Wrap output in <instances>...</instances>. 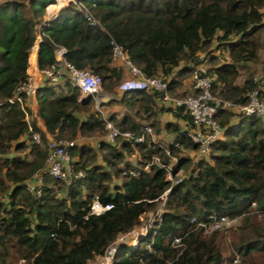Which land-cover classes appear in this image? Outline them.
<instances>
[{"label": "trees", "instance_id": "16d2710c", "mask_svg": "<svg viewBox=\"0 0 264 264\" xmlns=\"http://www.w3.org/2000/svg\"><path fill=\"white\" fill-rule=\"evenodd\" d=\"M83 2L96 24L83 13L70 11L72 3L46 22L47 9L55 0L0 1V195L4 197L0 200V264H12V250L26 264H90L103 258L108 246L121 236L140 226L142 215L163 200L169 186L166 170L153 162L155 156L170 161L163 148L149 136L142 142L119 136V146L116 141H100L102 164L96 163L92 147L76 143L72 158L76 170L84 172L80 180L69 184L47 175L40 196L28 189L27 181L46 167L49 140L36 119L29 124L22 106L10 100L28 77L30 54L38 38L40 70L55 62L54 50L63 46L68 62L101 76L102 87L114 94L122 81V72L114 65V45L121 46L146 77L161 74L173 93L180 79L201 62L200 55L213 52L215 42L214 49L227 51L231 61L208 67L214 77L213 93L244 103L247 92L256 87L253 78L240 86L236 79L241 62L258 58L264 34V0ZM215 60L211 54L209 61ZM62 82L45 83L37 91L38 117L46 130L56 139L104 134L106 120L91 110L93 99L89 104L80 103V88L67 78ZM157 100L164 101L157 91H134L126 92L119 102L132 110L142 108L148 114L145 120L153 121ZM172 111L190 127L183 108ZM235 118L220 121L225 135L213 144L208 158L193 162L191 173L168 193L156 225L137 246L120 244L111 264H228L215 241L216 231L207 237L196 227L211 214L246 216L233 249L245 264L252 263L253 255H264V236L247 216L253 205L264 210V123L254 117ZM109 120L136 135L146 126L155 127L154 122L142 126L130 115L121 120L111 115ZM166 128L178 132L179 146H170L178 155L176 176L191 160L178 154L179 147L195 150L196 145L178 124L168 123ZM34 132L41 134L39 143L32 139ZM135 150L139 157L137 164H132L129 158ZM115 178L121 183L114 182ZM95 197L113 208L100 215L90 214ZM178 238L182 242L179 247L175 245Z\"/></svg>", "mask_w": 264, "mask_h": 264}, {"label": "built area", "instance_id": "2783aa9c", "mask_svg": "<svg viewBox=\"0 0 264 264\" xmlns=\"http://www.w3.org/2000/svg\"><path fill=\"white\" fill-rule=\"evenodd\" d=\"M55 2L58 5H66L63 6V8L72 3L73 6L70 11L83 13L92 24L97 23L83 0H55ZM66 52L67 49L65 47L56 46L54 50L55 62L51 66L40 70L39 79L28 72L27 79L17 87L14 97L10 100L11 102H18L22 106L29 124L31 123L32 117L28 111V99L36 96L38 89L45 85V83L57 85L61 83L64 78L69 79L73 85L79 87L81 90V95L78 99L79 101L88 96L92 97V99H96L101 91L103 83L102 77L89 70L77 68L68 62L65 58ZM118 59L125 61L132 73L131 78L126 79L119 84V90L125 93L134 91H157L161 94L162 99L165 102L170 103L174 108H183L191 120L190 127L185 129L184 134L196 145V156H199L201 159L208 157L212 151L213 144L219 139H222L225 135V131L219 122V115L221 113L231 111L238 117H254L264 123L263 75H255L253 77L256 87L247 92V98L244 103L235 102L213 93L214 77L207 70V57L205 55H200L201 62L190 74L192 92L184 97H173L169 90V82L163 76L158 75L146 77L142 71L129 60L122 47L114 45L113 60L117 61ZM105 120L108 133L106 138L109 142H114L119 136H123L130 141L134 140L142 142L145 140V137L152 135L153 128L151 126L144 127L141 134L136 135L130 131H122L111 121H108L107 119ZM30 130H32L31 127ZM32 139L39 143L41 141V134L39 132H34L32 134ZM76 143L77 141L74 139H56L55 137H51L48 141L46 167L37 172L27 181L28 189L40 196L42 193L41 186L47 175L69 184L83 178V170H76L73 165L72 150ZM177 145L179 146V142ZM163 149L169 156H171V151L166 150L164 147ZM171 157L176 159L173 156ZM153 162L167 172L169 186L161 196L163 199V205H165L168 193L182 179L179 178L174 180L176 177L174 176V170L177 165L167 163L159 156H155ZM180 170L181 169H179V171ZM179 171L177 176L180 174ZM113 206V204L104 205L98 197H95L91 205L90 214H103L112 209ZM163 211L164 210L159 213V218H161ZM149 212L150 211L143 215L149 214ZM234 220L235 218H230L228 216L218 217L211 214L208 220L197 222L196 227L201 228L204 233L214 232L219 229L228 228ZM193 221L195 220L192 219V222ZM134 231H136V229ZM144 232L148 233L147 230ZM137 234L139 235L138 230ZM142 237L140 236L136 238V242L134 241L135 244L139 242L137 240H140ZM115 243H118V241L116 240L108 246L104 253L103 257L106 264H111L109 256H114L118 250L114 245ZM131 244L132 247L137 246L133 243ZM175 245L178 247L182 245L181 238H178L175 241Z\"/></svg>", "mask_w": 264, "mask_h": 264}, {"label": "rangeland", "instance_id": "374dc122", "mask_svg": "<svg viewBox=\"0 0 264 264\" xmlns=\"http://www.w3.org/2000/svg\"><path fill=\"white\" fill-rule=\"evenodd\" d=\"M63 6H66V5H63ZM63 6L59 5L57 9H61ZM38 40H39V38H38ZM260 42H261L262 46L260 47L257 60L250 62L248 69L245 70L244 69L245 67H244V68H240L238 70V77L236 79V81L238 83H240L244 77H246V79H247V78H253L255 75H263L264 76V70H263L264 65L262 66V64L264 63V44H263L264 43V34L263 33L261 34ZM203 55H205L207 57V60H208V62L206 64L207 67H210V66L220 62L219 60H215L213 62H210L209 61L210 55L208 53H205ZM122 81H124V79ZM237 82H236V84H237ZM237 85L240 86V84H237ZM191 92H192L191 78H190V74H188V75H185V77H183L182 80L180 79L179 87L176 88V90H174V92L171 95L173 97H184V96L190 94ZM114 99H115V96L113 98L112 95L107 94V91L105 90V88L102 87V89L99 92V94L97 95L96 99H93V104L91 106V110L100 112L102 114L103 118L107 119L108 121H110L109 118L111 115H115L116 118H118V120H121L123 118V115H130L132 117V119H134V121H136L138 124H141L142 126L147 125V123L150 124V122H154L155 127L153 128L152 135H149V137L151 138V140L154 143H156L160 147H162V148L164 147L166 150L171 151V149H170V145H171L170 142H171V136H172V135L170 136L171 133H168L167 131L160 129L158 124H156L157 121L155 119H153V121L144 120L145 115L140 114V112L142 111V108L138 109V110H137V108L136 109L134 108L132 110V108L128 107L126 104H124L125 107H122V106H120L122 103L120 104L119 101L117 103H115V102H113ZM235 117H236L235 115L231 114V111L224 112L221 115V117H219V122L220 121H226V120L228 122H231V121H233V119ZM112 123L116 126L115 122H112ZM107 134L108 133H107V129H106V132L104 134L101 133V134H96L93 136H85V137L91 138V139H94V138L95 139H97V138L101 139V138H106ZM76 141H77V139H76ZM115 141H116L117 145L119 146L121 139H118ZM175 146H178V145L176 144V145H174V147ZM180 148L181 147H179L178 154L185 157V158L188 155L187 153L191 152V151H189L191 149H185L184 147H182L181 149ZM164 152H165V150H164ZM170 153H171V156L175 157L178 160V155L173 154L172 152H170ZM171 156H170L171 162H173V158ZM138 157H139V151L135 150L130 155L129 159H130L132 164H137ZM193 162H195V161L190 160L188 167H187V165H185V166H183V168H180L181 169L180 171L177 169L180 174L177 176V173H178V171H177L176 177L174 178V180H177L179 178L183 179L187 174H190L191 171L194 169L195 164ZM115 179H120V178H115ZM2 199H4V197L2 195H0V200H2ZM162 201L163 200L158 202L157 206L155 208H153L152 210H150L149 214L143 215L141 217V225L136 228V231H133V232H130L126 235L121 236L117 240L118 243H115L114 245L117 248L122 243H128L130 246H132L131 243H133L134 245H138L137 243H139V242H137L135 244L136 238H138L140 236L141 237L145 236L147 233H145L144 231L147 230V232H148L151 228H153L156 225L157 220L159 219V213H161V211L165 209V205H163ZM247 216L250 217L252 225L254 226L255 229L259 230V234L261 235V237H263L264 236V210L263 211L256 210V206L253 205L251 207L250 214ZM245 217L246 216L237 217L232 222L231 226H229L226 229H219L216 231L217 239L215 238V241H217V244L219 245L223 255L227 258L228 264H245V263H243L241 257H239L238 254L234 251L233 245H232L233 242L240 235L241 227L244 224V218ZM137 230L139 231V235L137 234ZM260 230H261V232H260ZM203 235L207 236V237H211V235H213V232H206ZM137 241H140V240H137ZM109 257H110V260L112 262L113 256H109ZM11 260H12V264H26L25 260L22 259L19 256V254L17 252H14L13 250H12ZM229 260H231V261H229ZM251 262L253 264H261L262 262H264V255L263 254L259 255V258H257L256 255H253ZM102 263L106 264L104 257L98 258L95 261L90 262V264H102Z\"/></svg>", "mask_w": 264, "mask_h": 264}, {"label": "crops", "instance_id": "0c3cea01", "mask_svg": "<svg viewBox=\"0 0 264 264\" xmlns=\"http://www.w3.org/2000/svg\"><path fill=\"white\" fill-rule=\"evenodd\" d=\"M53 6H57L58 7L59 5L52 4V5H50L48 7V9H47L48 10L47 11V14L48 15H46V17H45V21L46 22H51L52 20H54L55 18H57L59 16V13H60L61 9L63 8V7L61 9H55V8L52 9V8H50V7H53ZM39 43H40V38H39L38 42H36V44H35L32 52L30 54V58H29L30 65H29V68H28V72L31 73V74H33L37 79H39V76H40V73H39L40 72V69H39V66H38V49H39ZM214 45H215V42H213V44L211 45V49L213 50L212 55L217 60L220 61L217 64L224 63V62H230L231 60H230V57H229V53L227 51H223V52L217 51L216 49H214ZM258 54H259V52H258ZM114 65L121 70V72H122V80L123 79L126 80V79H129V78L132 77V73L130 71V68H129L128 64L125 61H123L122 59H118L117 61H115V64ZM249 65H250V62H241L240 63V68H244L245 67L244 69L246 70V69H248ZM263 65H264V63L262 64V66ZM263 70H264V68H263ZM245 80H246V77H244L243 80H241L240 83H238L237 81L236 82H237V84L242 85ZM61 83H63V82H61ZM107 94L112 95L113 98L115 96V99H117V101H115V103H117L119 100H121V98L123 97V95L125 94V92L120 91L119 90V87H118L117 88V94H114L112 92H107ZM79 102L82 103V101H79ZM119 103L121 104V102H119ZM27 104H28V107H29V110H30V115H31L32 119H36L37 125L40 127L41 131L45 134V136L48 138V140L51 139V137H52L51 134L46 130V127H45L43 121L38 117L39 103H38L37 96L30 97L28 99ZM120 106L125 107V105L123 103ZM163 108H165V109H163ZM175 109L176 108H174L170 103H167V102L161 101V100H157L156 101V108H155V110L157 112V116H156L157 124H158V126H159L160 129L165 130L168 133H171L170 134V136L172 135L171 136V142H170L171 143V145H170L171 147L173 145H176L178 143L177 142V135H178L177 133L178 132H173V131L171 132V131L167 130L166 125L168 123H174V124H178L179 125V129L180 130H185V129L188 128V126L185 123V121L179 119L178 117H176L174 115V112L172 110H175ZM140 114H144L145 115V118L148 116V114H146L144 112V110H142L140 112ZM78 115H80L81 118H85V114H80L79 113ZM123 116H125V115H123ZM234 119H236V118H234ZM102 140H104V141L106 140V142H109L107 140V138H101V139H98V138L95 139L94 138V139H91V138L83 137L81 135H79L77 137L78 145H80V146L81 145H89L90 147H92V149L97 154L96 163H99V164H102L103 163L102 162L101 153H100V150L98 148L99 147V143ZM185 149H187V148H185ZM189 151H191V152H188L187 153L188 155H187L186 158H190L192 161H195V162L198 161L199 159H201L199 156H196L195 150H192L191 149ZM181 157H183V156H181ZM205 158H208V157H205ZM178 162L179 161L177 159H174V158H173V162H171V158H170V161L167 162V163H172V165H178ZM114 182L121 183V179H115Z\"/></svg>", "mask_w": 264, "mask_h": 264}, {"label": "water", "instance_id": "95a60500", "mask_svg": "<svg viewBox=\"0 0 264 264\" xmlns=\"http://www.w3.org/2000/svg\"><path fill=\"white\" fill-rule=\"evenodd\" d=\"M92 97L88 96V97H85L83 98L81 101H82V104H89L90 101H91Z\"/></svg>", "mask_w": 264, "mask_h": 264}, {"label": "clouds", "instance_id": "9594fccd", "mask_svg": "<svg viewBox=\"0 0 264 264\" xmlns=\"http://www.w3.org/2000/svg\"><path fill=\"white\" fill-rule=\"evenodd\" d=\"M55 4H56V2H55ZM62 9H63V8H62ZM134 230H135V229H134ZM134 230H133V231H134ZM133 231H132V232H133ZM143 237H144V236H143ZM141 239H142V238H141ZM141 239H140V240H141ZM139 242H140V241H139ZM119 246H120V245H119ZM119 246H118V249H119ZM117 251H118V250H117Z\"/></svg>", "mask_w": 264, "mask_h": 264}]
</instances>
